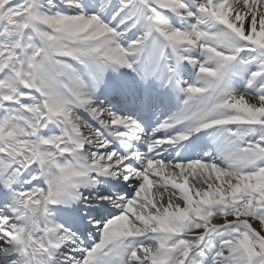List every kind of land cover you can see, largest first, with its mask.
Returning a JSON list of instances; mask_svg holds the SVG:
<instances>
[{
    "label": "snow or ice",
    "instance_id": "obj_1",
    "mask_svg": "<svg viewBox=\"0 0 264 264\" xmlns=\"http://www.w3.org/2000/svg\"><path fill=\"white\" fill-rule=\"evenodd\" d=\"M0 264H264V0H0Z\"/></svg>",
    "mask_w": 264,
    "mask_h": 264
}]
</instances>
